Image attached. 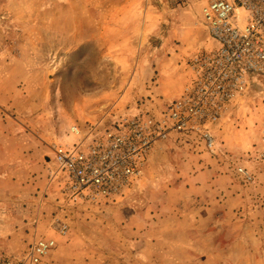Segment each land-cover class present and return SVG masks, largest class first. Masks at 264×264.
I'll list each match as a JSON object with an SVG mask.
<instances>
[{
  "label": "rangeland",
  "instance_id": "374dc122",
  "mask_svg": "<svg viewBox=\"0 0 264 264\" xmlns=\"http://www.w3.org/2000/svg\"><path fill=\"white\" fill-rule=\"evenodd\" d=\"M199 20L200 0H0V54L21 59L32 102L48 90L39 115L68 147L79 140L70 128L104 134L174 100L160 90L182 75L190 86L193 59L215 45ZM182 44L190 54L179 58ZM204 131L212 149L191 134L169 143L118 197L88 204L50 193L59 212H74L70 226L54 222L56 237L20 219L28 204L8 205L21 214L0 222V258L53 240L41 264H264V78L253 77Z\"/></svg>",
  "mask_w": 264,
  "mask_h": 264
},
{
  "label": "built area",
  "instance_id": "2783aa9c",
  "mask_svg": "<svg viewBox=\"0 0 264 264\" xmlns=\"http://www.w3.org/2000/svg\"><path fill=\"white\" fill-rule=\"evenodd\" d=\"M199 21L215 45L193 59L194 78L181 97L125 116L104 134L94 128L83 136L73 127L79 140L72 146L49 145L48 180L58 194L72 203L99 204L118 197L146 158L169 143L181 144L191 134L214 147L204 129L221 121L226 105L246 92L253 77L264 78V0H200ZM60 234H67L66 226ZM55 246L40 240L0 264H41Z\"/></svg>",
  "mask_w": 264,
  "mask_h": 264
},
{
  "label": "crops",
  "instance_id": "0c3cea01",
  "mask_svg": "<svg viewBox=\"0 0 264 264\" xmlns=\"http://www.w3.org/2000/svg\"><path fill=\"white\" fill-rule=\"evenodd\" d=\"M177 49L179 52L175 55L179 58L190 54L183 44ZM2 55L0 54V222L6 219H19L18 210L14 217L10 215L12 210L8 208V205L28 204L30 207L23 213L27 217L22 216L20 219L35 223L36 235L43 232L49 236L54 234L56 237V232L55 230L53 232L52 228L54 222L62 220L65 223L63 225L70 226L71 220L74 219L71 215L74 212H59L55 200L47 198L50 193L54 195L57 189L56 186L49 185L48 162L52 156L44 141L51 144L58 141L51 127L47 126L48 120L43 121L39 115L43 114L47 107L48 90L39 91L42 100L37 104L32 102V87L22 84L24 71L19 69L21 59L16 58L9 62ZM16 68L20 70V74L16 72ZM189 77L190 73H188ZM180 80L183 83L166 91L160 90V96L166 99L181 97L189 89L190 83H186L187 78H184V75ZM161 87L163 89V85ZM25 93H27L26 96ZM172 146L180 147L178 143L170 147ZM168 148L157 149L151 155H162ZM43 161L47 162V167ZM18 213L21 214V212ZM47 221L51 222L49 227L46 225ZM41 225H44V228L47 227V230ZM9 244L12 242L10 241ZM0 248L5 250L7 246L3 244Z\"/></svg>",
  "mask_w": 264,
  "mask_h": 264
}]
</instances>
